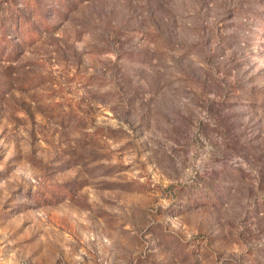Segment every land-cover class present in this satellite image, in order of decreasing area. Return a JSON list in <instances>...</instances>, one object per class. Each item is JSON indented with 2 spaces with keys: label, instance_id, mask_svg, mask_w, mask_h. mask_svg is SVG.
Instances as JSON below:
<instances>
[{
  "label": "rangeland",
  "instance_id": "rangeland-1",
  "mask_svg": "<svg viewBox=\"0 0 264 264\" xmlns=\"http://www.w3.org/2000/svg\"><path fill=\"white\" fill-rule=\"evenodd\" d=\"M0 264H264V0H0Z\"/></svg>",
  "mask_w": 264,
  "mask_h": 264
}]
</instances>
